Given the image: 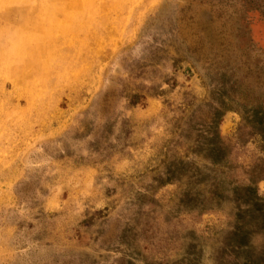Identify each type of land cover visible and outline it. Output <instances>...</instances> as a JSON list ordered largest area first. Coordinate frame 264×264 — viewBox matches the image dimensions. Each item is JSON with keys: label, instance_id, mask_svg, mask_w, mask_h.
Here are the masks:
<instances>
[{"label": "rangeland", "instance_id": "374dc122", "mask_svg": "<svg viewBox=\"0 0 264 264\" xmlns=\"http://www.w3.org/2000/svg\"><path fill=\"white\" fill-rule=\"evenodd\" d=\"M43 3L0 0V264H262L264 0Z\"/></svg>", "mask_w": 264, "mask_h": 264}, {"label": "crops", "instance_id": "0c3cea01", "mask_svg": "<svg viewBox=\"0 0 264 264\" xmlns=\"http://www.w3.org/2000/svg\"><path fill=\"white\" fill-rule=\"evenodd\" d=\"M43 6L46 8H53V11L56 12L54 13L55 16L58 14V11H64V9H60V6H57L58 4H60L62 1H70V0H42ZM71 2H74L73 5H75V3H77V5L79 4V0H71ZM54 16V15H52ZM18 20H16L17 22Z\"/></svg>", "mask_w": 264, "mask_h": 264}, {"label": "flooded vegetation", "instance_id": "af4514ba", "mask_svg": "<svg viewBox=\"0 0 264 264\" xmlns=\"http://www.w3.org/2000/svg\"><path fill=\"white\" fill-rule=\"evenodd\" d=\"M222 116H223V115L220 114V117H222ZM220 146H221V144H220ZM218 149H220V151H222V148L219 147ZM224 149H225V148H224ZM256 196H257V195H256ZM256 196H255V201H256V202H261L262 200H260L259 198H256ZM261 263L264 264V260H263ZM253 264H255V263H253Z\"/></svg>", "mask_w": 264, "mask_h": 264}]
</instances>
